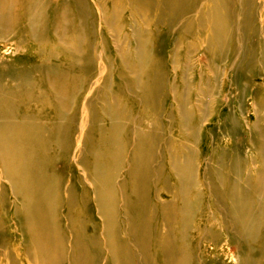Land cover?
I'll return each instance as SVG.
<instances>
[{
	"label": "bare ground",
	"instance_id": "6f19581e",
	"mask_svg": "<svg viewBox=\"0 0 264 264\" xmlns=\"http://www.w3.org/2000/svg\"><path fill=\"white\" fill-rule=\"evenodd\" d=\"M158 25L210 55L196 104L186 79L163 90ZM103 28L117 36L115 72ZM219 67L234 86L218 125L230 146L208 145L199 183L197 126L208 99L221 104ZM250 71L264 77V0H0V264H222L207 251L222 237L239 249L229 264H264V84L247 93ZM111 77L122 82L116 93ZM167 94L191 146L163 140L153 120ZM128 97L146 119L130 115ZM242 118L245 147L232 136ZM167 153L175 185L162 202L156 164ZM202 190L227 206L220 233L200 210Z\"/></svg>",
	"mask_w": 264,
	"mask_h": 264
},
{
	"label": "rangeland",
	"instance_id": "374dc122",
	"mask_svg": "<svg viewBox=\"0 0 264 264\" xmlns=\"http://www.w3.org/2000/svg\"><path fill=\"white\" fill-rule=\"evenodd\" d=\"M158 28L160 29V33H161L160 34L161 35V37H160L161 44H158L159 56L158 57L155 56V58H157V59L159 58V60L162 61V60H166L167 58L170 60V58L172 59V56H173V60H176V63L175 62L171 63L172 65L170 64L169 60H168L167 65L164 64L166 66L163 67L164 71L162 74L166 75V81L163 84L164 85L163 90L169 91V83L172 81H174L175 84L177 85V88L181 90V88L183 87L182 78L186 79L187 81H189V83L191 84V86L193 88L192 94H191V100L195 101L196 97L194 96V94L198 90L199 87H202L198 83L200 76L202 75L200 71L204 72L203 79L206 80L209 77L205 71V65H207V63H209V61L211 60L210 55H207L203 51H201V49H200L201 46H199V45L198 46L196 45V47H198L197 50L195 49V50H193V52H187L185 50V42L188 43L187 41H190L191 38H189V36L187 34H184L182 31L180 32L181 35H176V33H174V34L171 32L168 33V28H166L162 25H158ZM101 33H102V35L104 34L103 38L105 39L106 53L108 56L112 57L109 61V64L111 65L112 64L111 61H113L114 65H116V67L114 68V72H115L117 70L116 69L117 66H120L121 61L119 59L117 60V58L119 57V55H117L118 52L116 51V49L113 45H110L111 43L109 44V42H110V40H112V37L117 39V36L114 34H113L114 36H112V37L109 36V33L106 32L105 28L102 29ZM180 36L182 39H180ZM183 38L185 40H184L183 44H180V42H181V40H183ZM173 47H174V51L171 52ZM25 50L26 51L23 54L28 55L32 49L29 47H26ZM129 54H130V52H129ZM226 57L229 59L228 54ZM181 60H183L182 63H181ZM162 63H163V61H162ZM183 63L184 64L187 63L186 65H190L189 66L190 69L188 68L189 69L188 70L187 68H185ZM118 69H121V67H119ZM219 69H221V71H220V76H219V81H218V87L216 90H217V93L219 95L218 99L221 101V104L216 102V95H215L214 102H213V99H211V98L208 99L207 100V106H206L207 111H206L205 117H204L201 125L199 124L197 126L198 129L196 132V144H197L196 146L198 147L199 153H200V155H199L200 168L198 170L199 172L197 173L198 176L196 175V180L199 183H201V181L203 180L202 175H201L202 174V169H201L202 167L201 166H203L205 159H206V161H208L210 163L209 157L211 158V156L213 155L211 150L210 151L208 150V148H207L208 145L209 144L218 145L216 148L218 151L223 150L226 145H229L226 137H223V139L220 137V130L218 129V125H220V123L222 121V115L230 110L229 107L233 106L231 104L232 103L231 102V97H232L231 93L234 91V86L232 84L231 73L228 72V70L224 72L222 67H219ZM245 78L243 80L247 82L246 83V89H245L247 93H249L250 91H254V90L259 89V86L261 84H264V77L258 76L257 74L253 73V71L251 72V74L248 73V75ZM108 83H109L108 84L109 86L112 85L111 91L116 93V92H118L117 89L119 86H121L122 82L117 78L111 77L110 81H108ZM128 89L130 90V88H128ZM249 99L250 98L247 99L248 100L246 103L247 107H248V103L251 104L250 103L251 101ZM158 102L160 104V106H159L160 110L158 112L159 114H157L156 112L155 113L152 112V113H153V120L159 124V129L161 131L160 135L162 136V139L163 140L168 139V140H172V141L181 140L180 142H182V144L186 145L187 142H185L183 140L185 136H183L182 134H180L177 131L178 127H177L176 118L178 117V108L176 107L174 100L171 97H169V95L168 96L165 95V96L161 97L160 101H158ZM195 104H196V101H195ZM125 105L129 109L128 112L130 113V115H134L135 117H138L141 121H143V119H146L147 111L143 110V108H141V106L137 103V101H135V99H133L131 97L126 98L125 99ZM188 105L190 106L189 100H188ZM200 108L202 109V107H200ZM193 110H194L195 114H198V108L196 106H195V108H193ZM23 111H24V109L22 108V106L18 107V110H17L18 114L21 115L23 113ZM48 112L50 113V115H52V113H51L52 111L50 109H48ZM199 114H200V112H199ZM196 116H198V115H196ZM247 116H248L249 121L252 120V115L249 114ZM243 119L244 118H242L240 130H239L240 132L237 135L233 134L232 136H233V140L238 138L240 141V145H243V147H245V146H247V144H249L248 138L250 137V134H249L248 130L244 131L247 126H246V123ZM232 144L233 143H231V145ZM187 145L191 146L190 143H188ZM226 148L229 149V147H226ZM225 153H227V152H225ZM225 161H226V158H225ZM211 162H213V161H211ZM58 165H63V163L58 164ZM156 165L159 166V172L162 175L161 177H159V179L156 183V188L158 190V196L162 202H169L171 199L170 192H172V189L175 185V181H174L173 177L170 176L172 174V171L170 168L169 154L167 153V157H166V160H164L163 165H161V163L156 164ZM211 166H212V163H211ZM70 170H71L72 174L76 175V171L74 170L73 165H70ZM203 178L205 180H208V183L212 181V179H210V176L208 178L207 177H203ZM164 182L166 184H164ZM164 187H165V189H164ZM151 192L152 191L150 189L149 194ZM209 192H210L209 190H202L201 191L200 208L201 207L202 208L200 210H202V209L208 210V212L210 213V217L208 220L211 221V223L215 226L217 232L220 233V230L223 229L222 220H221L222 216L220 213L221 212L220 209H222V208L225 209V208H227V206L223 205L224 203L221 200V198H219L218 196L215 197V195L213 194V193L216 194L215 191H211L212 195H210ZM193 193L194 192H192V194ZM191 201H193V198L191 199ZM195 203H197V201H195ZM205 204H206L207 208H205ZM205 212H207V211H205ZM197 220L198 219L196 218L194 224L196 225V222H199L200 227L205 229L207 219L202 218V219H200V221L199 220L197 221ZM152 224L155 225L156 220L152 221ZM221 235H222V233H221ZM12 243L14 246L16 242L13 241ZM207 251H209L211 255L214 253L213 255L218 257L219 261H221L222 264H229L228 255L230 253L236 254L239 251V249L236 246V243L234 242V240H231L229 237H222L221 240L219 239L218 243H216V247L214 248V251H212V250H207ZM209 252H208V256L210 257Z\"/></svg>",
	"mask_w": 264,
	"mask_h": 264
}]
</instances>
